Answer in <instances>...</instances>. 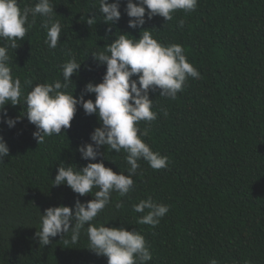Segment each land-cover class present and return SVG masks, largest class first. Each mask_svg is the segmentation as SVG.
Instances as JSON below:
<instances>
[{
    "label": "trees",
    "instance_id": "16d2710c",
    "mask_svg": "<svg viewBox=\"0 0 264 264\" xmlns=\"http://www.w3.org/2000/svg\"><path fill=\"white\" fill-rule=\"evenodd\" d=\"M38 2L18 0L21 10ZM126 3L120 0L121 17L108 24L99 0H51V18L61 24L57 47L45 43L48 18L30 13L25 37L16 41V49L8 48L23 96L21 104L5 105L7 116L18 118L15 126L0 122L9 147L0 160V264H107L106 256L88 249L87 225L75 244L71 233L50 238L48 245H40L36 236L45 209L74 210L76 200L89 201L98 190L80 196L67 185L53 184L60 164L80 169L89 162L78 149L93 143L90 134L99 119L78 105L69 128L38 143L36 128L24 115V97L36 84L63 83L62 65L72 56L81 66L67 91L79 97L87 82H102L106 72L91 54L121 33L138 39L144 29L164 45H182L201 75L189 77L175 99L160 96L159 89L149 91L157 118L138 126L148 129L144 141L168 157V166L154 170L139 160L129 193L112 192L92 223L139 231L152 254L147 264H210L212 259L264 264V0H198L193 11L177 10L169 21L156 15L136 29L128 26ZM9 44L0 38V46ZM84 99L94 101L95 94ZM99 152L103 155L92 162L102 160L127 175L123 149L117 153L105 146ZM149 197L169 207L155 226L139 224L143 213L133 210Z\"/></svg>",
    "mask_w": 264,
    "mask_h": 264
},
{
    "label": "clouds",
    "instance_id": "9594fccd",
    "mask_svg": "<svg viewBox=\"0 0 264 264\" xmlns=\"http://www.w3.org/2000/svg\"><path fill=\"white\" fill-rule=\"evenodd\" d=\"M197 3L198 0H127L128 26L133 29L142 27L146 19L156 15L169 21L177 10L193 11ZM99 11L105 23L118 21L121 17L120 0L111 3L99 0ZM53 12L51 0H39L34 7L23 10L18 0H0V38L10 42L8 46H0V122L9 127H14L18 118L8 117L5 105L21 104L23 92L21 80L12 75L8 48L16 49V41L25 37L31 27L27 20L30 13L33 17L39 14L48 18L43 24L47 29L45 43L56 48L61 37V24L52 20ZM87 23L91 25L93 18L89 17ZM91 55L98 66L106 65V72L102 82H87L79 97L67 91L71 76L81 66L74 56L62 65L63 83L56 80L54 83L36 84L24 97V115L35 126L33 137L38 143L46 136L59 135L62 129L69 128L78 105L86 115L95 114L100 122V126L90 134L93 143H85L78 149L81 158L89 161L86 166L74 169L60 164L53 184L67 185L80 196L98 189L92 194L93 199L83 203L76 200L74 210L66 205L48 207L41 216V227L36 236L40 245H48L50 238L71 233L70 241L75 244L87 225L88 249L106 256L107 264H147L152 254L139 231L96 225L92 221L110 203L112 192L120 196L129 193L134 183L133 176L140 168L139 160L147 161L154 170L168 166V157L153 151L144 141L148 129L141 131L138 126L141 121L151 122L157 118V113L152 110L153 100L149 98V91L159 89L160 96L175 99L189 77L199 78L201 74L188 61L182 45H164L146 29L138 39L121 33L103 51H94ZM86 93H94L95 100H85ZM105 146L117 153L124 150L130 166L127 175L106 167L102 160L92 162L103 155L99 149ZM8 155L9 147L0 136V160ZM133 210L143 213L138 219L139 224L155 226L168 213L169 207L149 197L135 204ZM210 264H218V261L212 259Z\"/></svg>",
    "mask_w": 264,
    "mask_h": 264
}]
</instances>
